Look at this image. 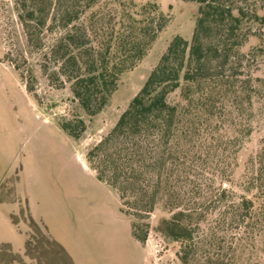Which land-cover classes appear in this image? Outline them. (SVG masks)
I'll list each match as a JSON object with an SVG mask.
<instances>
[{"label":"trees","instance_id":"1","mask_svg":"<svg viewBox=\"0 0 264 264\" xmlns=\"http://www.w3.org/2000/svg\"><path fill=\"white\" fill-rule=\"evenodd\" d=\"M185 1L197 5L190 39L172 37L86 159L123 208L146 218L161 204L170 213L159 229L179 243L182 264H264V134L248 146L264 129V0ZM30 3V19L37 11L44 23L51 9L64 30L50 46L53 74L89 116L168 23L155 2ZM250 37L258 43L244 50ZM84 126L61 124L75 138Z\"/></svg>","mask_w":264,"mask_h":264},{"label":"rangeland","instance_id":"2","mask_svg":"<svg viewBox=\"0 0 264 264\" xmlns=\"http://www.w3.org/2000/svg\"><path fill=\"white\" fill-rule=\"evenodd\" d=\"M155 2L168 17L144 57L123 72L117 89L95 115L78 105L68 82L55 79L50 46L64 30L44 23L30 0H0V264H182L179 243L159 222L161 204L148 217L122 207L115 188L96 178L86 153L115 124L170 40H189L196 3ZM258 43L250 37L243 49ZM45 66V67H44ZM178 99V91L169 95ZM83 120L77 138L61 127ZM252 136L253 147L264 129ZM126 210V211H125ZM134 212V213H133ZM133 222L143 241L133 235Z\"/></svg>","mask_w":264,"mask_h":264}]
</instances>
